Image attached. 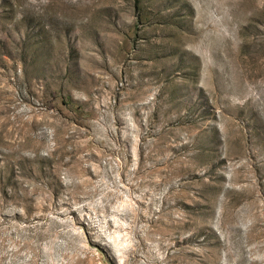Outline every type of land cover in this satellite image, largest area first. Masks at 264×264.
I'll return each mask as SVG.
<instances>
[{
    "label": "rangeland",
    "instance_id": "obj_1",
    "mask_svg": "<svg viewBox=\"0 0 264 264\" xmlns=\"http://www.w3.org/2000/svg\"><path fill=\"white\" fill-rule=\"evenodd\" d=\"M0 264H264V0H0Z\"/></svg>",
    "mask_w": 264,
    "mask_h": 264
}]
</instances>
